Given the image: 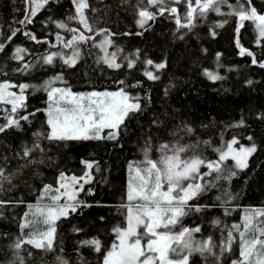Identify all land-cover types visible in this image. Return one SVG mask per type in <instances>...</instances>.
<instances>
[{"label": "trees", "instance_id": "16d2710c", "mask_svg": "<svg viewBox=\"0 0 264 264\" xmlns=\"http://www.w3.org/2000/svg\"><path fill=\"white\" fill-rule=\"evenodd\" d=\"M88 3L90 7L85 12L92 32L77 19H68L76 16L72 0H50L27 25L19 21L32 5L26 0H0V43L5 44L0 52V83L29 85L25 89L26 108L11 113L14 118L27 115L28 120H21L19 128L0 133V167L5 175L12 176L0 190V201L8 202L0 205V264H11L17 251L25 264H59L57 257L67 264H102L117 241L114 229L126 227L127 192L133 172L129 165L143 168L145 152L158 160L163 144L186 147L188 151L180 154L182 158L197 155L215 161L219 157L217 149L236 138V147L255 144L257 148L248 167L237 169L228 160L227 169L234 171V176L226 170L204 176L202 184L207 189L189 202L203 210L189 212L173 228V232H179L182 227H200L193 239L211 237L214 252L219 255L232 225H243L245 211L264 209V68L259 66L264 63V40H259L251 21H245L240 28L238 16L231 14L233 8L229 5L236 6L244 0H227L220 13L209 11L205 17L197 18L192 28H181L167 12L141 28L140 0ZM170 6L179 9L182 23L185 22L186 5ZM252 6L264 14V0H252ZM59 23L92 37L79 44L80 59L75 67L65 65L60 57L51 65L43 62V57L53 52L71 54L76 50L64 47L63 42L71 39L73 33L58 27ZM16 29L20 31L9 41L7 37ZM104 29L112 41L110 54L116 53L121 63L118 69L104 63L102 49L95 46L105 39V34H97ZM24 32L34 34L36 40ZM240 46L254 53L257 63L252 62L253 57L241 55ZM18 47L27 50L22 61L13 58ZM149 59L153 66L147 65ZM129 61H134V67L128 66ZM159 63L165 67L155 69ZM24 64L28 68L18 71ZM147 70L158 79L149 80L144 74ZM206 71L222 79L213 81ZM57 75L63 79L54 81V87L65 86L77 92L123 89L130 97L138 98L135 102L141 108L129 114L115 139L49 140V100L43 85ZM10 108L9 104H0V124L6 123V109ZM241 121L242 126H238ZM37 133L41 135L37 137ZM249 136L252 140L247 139ZM34 143L40 148L28 158L35 162L28 163L23 158V148ZM84 162L93 164L92 181L79 193L76 210L55 223L53 250L45 252L27 244L16 250V240L26 239L30 231L20 228L25 214L38 205L52 203L50 197L56 192L61 173L84 175L88 170ZM207 171L201 167L202 173ZM47 185L52 186V191L46 194ZM28 218L31 220L30 215ZM233 235L237 239L231 252H225L219 260L208 253H193L190 264H231L239 257L240 243L239 234ZM93 239L100 241L99 252L94 245L82 243ZM29 251L32 256H28Z\"/></svg>", "mask_w": 264, "mask_h": 264}, {"label": "snow or ice", "instance_id": "6c2138e0", "mask_svg": "<svg viewBox=\"0 0 264 264\" xmlns=\"http://www.w3.org/2000/svg\"><path fill=\"white\" fill-rule=\"evenodd\" d=\"M50 0H26V3L32 5L31 10L26 9L24 19L19 23L27 25L32 23L38 12L45 7ZM75 5L76 16L69 17V20L77 19L78 23L83 26L88 32H92V25L85 10L90 7L88 0H72ZM184 3L186 11L184 13L182 23L179 15V9L175 6ZM227 0H140L138 9V24L141 28L148 21L156 19V17L170 13L175 22L181 28L194 27V21L197 18H203L209 11L220 13L222 4H226ZM233 8L234 14L238 16L240 28L244 27L245 21H251L258 34L259 40H264V14L258 13L256 8L252 6V0H244V3L236 6L229 5ZM150 9H155L152 11ZM222 27L223 25H218ZM58 27L66 28L67 31L73 33L71 39L64 43L65 48H75L72 55L65 58L62 53L53 52L46 57H43L45 64H53L54 59L60 57L65 65L75 67L80 59L78 50L80 43H86L92 37L86 36L84 31L77 28H67L64 23H59ZM240 28H237L239 33ZM16 29L7 39L10 41L16 32ZM107 30H100L97 34H105V39L95 45L105 51L102 58L104 63L112 68H120L121 65L116 63V53H107V46L111 45L112 41L106 35ZM36 40L34 34L29 32L23 33ZM215 35V32L212 33ZM58 40L62 38L57 36ZM259 40L257 43H259ZM239 46V38H237ZM5 49V44L0 43V52ZM27 50L16 48L13 58L22 61L23 53ZM240 54L253 57L252 62L257 63L254 53L240 46ZM147 65L153 66L152 60L146 61ZM129 67H134V61H129ZM260 67L264 68V63H260ZM164 63L155 64V69H162ZM28 68L24 64L23 68L18 71H24ZM149 80L158 79L153 71L147 70L144 73ZM206 75L213 81L222 79L221 76L214 74L211 71H206ZM60 75L45 82L43 88L48 93L49 107L47 109V124L50 126V133L47 139L54 141H72V140H99V139H115L116 132L110 131L108 136L102 135L105 129L116 130L130 113L139 111L141 105L135 102L138 98L130 97L123 89L115 92H91L87 94L73 93L70 88L54 87V81L62 80ZM120 83H123L121 81ZM251 83V82H249ZM14 87L11 83H0V104L11 105L10 109H6L9 115L4 119L6 123L0 124V133L5 132L8 128L21 127L20 121H27L28 116L23 115L19 118H14L11 113H16L19 109L26 108L25 96L23 92L29 87L27 84L19 85L20 95L15 92L8 91ZM243 121L240 122L242 126ZM37 137L41 134L37 133ZM252 140V137H248ZM239 141L233 138L222 148L217 149L219 157L215 161H208L200 156L193 155L189 158H182L181 153L188 151L184 146H172L163 144L160 146V157L154 160L148 157L145 152V166L142 168L139 165H129L131 171L135 173V183L130 182L128 185L126 205V227H116L114 231L117 234L118 243H114L111 249L104 256L102 264H190L189 258L193 253H208L209 255L219 257L225 252L232 251V244L237 239L233 232L239 234V257L232 260L231 264H264V222L257 221L253 223L256 216H264V210H257L253 215L244 217L243 225L233 224L228 232L227 239L220 250L219 255L214 252L215 244L211 237L203 241L194 240L193 233H199L200 227L188 228L182 227L179 232H173V228L180 222L181 218L188 215L191 211L200 212L203 209L199 206L190 204V201L196 199L206 189L207 185L199 181L203 180L204 176H209L213 172L221 173L222 170H227L229 176H234L235 172L227 169L226 161L231 158L236 167L246 168L248 158L257 151L255 144L251 146L235 148ZM40 145L34 143L32 147L25 146L23 148V158L28 160V163H34L28 159L32 153L39 149ZM171 152V155H169ZM87 169H92L93 164L84 162ZM207 168V172H201V167ZM14 175V174H13ZM89 177V173L85 172L80 180ZM12 176L5 175V171L0 167V190L4 181L10 182ZM66 178L63 173L60 175V181ZM72 185L79 184L77 177H71ZM165 185L166 190H165ZM83 185H80L82 189ZM61 189H64L61 192ZM52 191V186L47 185L44 192L47 194ZM56 195L50 197L52 203L48 205H39L34 208L32 215L43 217L42 223L47 225L46 230L39 231L32 227V230L27 233V238L19 237L13 247L16 250L22 249L27 244L32 248L50 252L53 250V235L56 232L55 223L62 217L67 216L69 210L75 211L76 192L75 187H70L65 183H60L55 189ZM66 197L67 203L59 204L61 197ZM8 203L0 201V205ZM31 207V206H30ZM24 222L20 225L21 230L29 229L34 224L25 214ZM219 223V221H217ZM139 229H143L140 231ZM163 229V231H160ZM143 241V243H142ZM85 245H94L95 251L99 252L101 244L99 240H85L82 242ZM28 256H32L29 251ZM171 254V255H170ZM59 264H67L66 260L57 257ZM25 264L24 257L19 255L17 251L16 260L11 264Z\"/></svg>", "mask_w": 264, "mask_h": 264}, {"label": "rangeland", "instance_id": "374dc122", "mask_svg": "<svg viewBox=\"0 0 264 264\" xmlns=\"http://www.w3.org/2000/svg\"><path fill=\"white\" fill-rule=\"evenodd\" d=\"M110 38V37H109ZM110 48H111V45H109V46H107V53H109L110 54V52H111V50H110ZM102 52H103V57H104V55H105V51L102 49ZM63 54V56L65 57V58H67V57H69V56H71L72 55V53L71 54H66V53H62ZM63 61V60H62ZM78 62V61H77ZM116 63H118V64H120L121 65V63L117 60V58H116ZM155 75V74H154ZM8 83H11L12 85H14V87H12V88H10V89H8V91H11V92H15L17 95H20V88H19V85H23V84H26V83H24V82H20L19 84H16V83H14V82H8ZM59 88H67V87H65V86H60ZM73 93H77V94H87V93H91V92H105V91H90V92H77V91H73V90H71ZM117 91H119V90H117ZM107 92H115V91H107ZM23 95L25 96V98H26V94H25V90H24V92H23ZM25 101H26V99H25ZM50 103V102H49ZM46 112H47V110H46ZM107 131V134L110 132V131H115L116 132V137L118 136V131H119V128L118 129H116V130H109V129H105L104 131H103V133H102V135L103 134H105V136H106V132ZM237 145H235L234 147L235 148H240L241 146H239V147H236ZM242 146H244V147H248V146H246V145H242ZM253 155V154H252ZM251 155V156H252ZM251 156L248 158V160H247V167H248V165H249V161H250V158H251ZM229 160H232L231 158H229ZM233 161V160H232ZM234 162V161H233ZM234 164V166L236 167V165H235V162L233 163ZM246 167V168H247ZM237 169H240V170H244V169H246V168H243V169H241V168H238V167H236ZM87 172L89 173V177H85V179H83V180H80L79 178H81V177H83L84 175H82V176H75V177H77L78 178V180H79V184H76V185H72V181H71V177L72 176H68V175H64L65 176V180L64 181H59L58 182V187H59V185H60V183L62 182V183H65V184H67V185H69L70 187H75L76 189H77V192H76V199L78 198V196H79V193H81L82 191H83V189H84V187H85V185L87 184V183H89V182H91L92 181V178H93V176H92V173H91V169H88L87 170ZM130 182H133V183H135V173H134V171L132 172V174L130 175ZM129 182V183H130ZM200 183H202V180L201 181H199ZM83 185V187H82V189H80V185ZM57 187V188H58ZM166 185H165V190H166ZM64 191V189H61V192H63ZM57 193L55 192V193H53L52 194V196L53 195H56ZM60 201H66L65 203H67L68 201L66 200V197H61V200ZM60 201L58 202L59 204H64V203H60ZM39 206V205H38ZM35 208V207H34ZM34 208L33 209H31V210H29L30 211V213H29V211H28V215H30V217H31V221H33L34 222V224L30 227V231L32 230V227H34L36 230H39V231H43V230H46V228H47V225H45V224H43L42 223V220H43V217H41V216H39V215H36V216H33L32 215V211L34 210ZM258 210H264V209H258ZM70 211L71 210H69V213H70ZM255 211H257L256 210V208H252V209H250V210H246L245 212L246 213H244V217L246 216V215H253V213L255 212ZM69 213H68V215H69ZM67 215V216H68ZM67 216H62V217H67ZM62 217H60V218H62ZM59 218V219H60ZM58 219V220H59ZM57 220V221H58ZM56 221V222H57ZM257 221H260V222H264V216H256V217H254V219H253V223L255 224V223H257ZM24 222V221H23ZM140 231H142L143 229H139ZM54 235H55V233H54ZM54 235H53V238H54ZM116 243H118V240L116 241ZM142 243H143V241H142ZM171 255V254H170ZM189 260H190V258H189Z\"/></svg>", "mask_w": 264, "mask_h": 264}, {"label": "bare ground", "instance_id": "6f19581e", "mask_svg": "<svg viewBox=\"0 0 264 264\" xmlns=\"http://www.w3.org/2000/svg\"><path fill=\"white\" fill-rule=\"evenodd\" d=\"M27 96V95H26ZM15 116V115H14ZM106 140V139H105ZM227 171V170H226Z\"/></svg>", "mask_w": 264, "mask_h": 264}]
</instances>
